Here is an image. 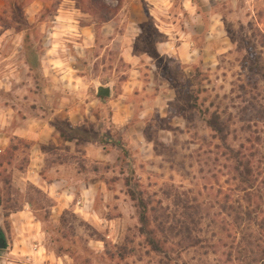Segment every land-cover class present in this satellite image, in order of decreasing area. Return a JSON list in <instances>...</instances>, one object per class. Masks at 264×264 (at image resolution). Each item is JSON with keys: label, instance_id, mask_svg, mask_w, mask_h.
Masks as SVG:
<instances>
[{"label": "rangeland", "instance_id": "obj_1", "mask_svg": "<svg viewBox=\"0 0 264 264\" xmlns=\"http://www.w3.org/2000/svg\"><path fill=\"white\" fill-rule=\"evenodd\" d=\"M104 2L111 10L19 0L14 14L0 0V102L22 105V119L46 133L44 179L63 182L55 200L25 181L31 141L3 153L0 238L8 249L0 261L22 243L31 253L25 264H177L140 234L126 188L134 172L166 249L189 247L184 221L201 242L179 264H264V0H192L194 15L188 0H124L119 10ZM195 67L199 88L189 84ZM100 86L112 89L107 100ZM191 90L209 119L221 117L227 144L189 105ZM67 124L108 135L125 152L63 140L58 126ZM227 146L254 168L248 182ZM60 194L74 196L70 208L59 209ZM26 203L30 221L6 218Z\"/></svg>", "mask_w": 264, "mask_h": 264}, {"label": "trees", "instance_id": "obj_2", "mask_svg": "<svg viewBox=\"0 0 264 264\" xmlns=\"http://www.w3.org/2000/svg\"><path fill=\"white\" fill-rule=\"evenodd\" d=\"M79 1H80V5L82 7L85 6V10L87 8V5H91V4L94 5V7L96 6L98 8V9L96 8V10H93L96 12H98V10L101 12H103L105 10H111L106 5L104 0H79ZM115 1H117L119 4L118 10L121 9L123 7L124 0H115ZM9 4H10L14 14L21 11V7L19 5V0H9ZM196 5L199 6V3L196 2ZM88 11H89V9H88ZM90 13L93 14V12H90ZM202 73H203V71H202L201 67H195V75L189 82V84L191 86H192V83H194L192 86L193 88L202 87V83H203V80H202L203 74ZM186 91H187V89H186ZM192 92H193V90L189 91L187 96H186L187 100L189 101V105L191 107L197 109L202 114L203 118L207 122L210 129H212V131L217 133L219 135V137L223 140V142L225 144H227V135H226V131H225L226 127L224 125H222L221 117L217 115L218 113H213L214 115H212V117L209 119L208 115H209L210 111L204 110L201 108V105H199L198 96H196ZM99 98L102 101L108 99V97H103V96H101ZM58 128L60 130V136L63 140L74 141V140L79 139V140H87L90 142L96 141L97 143L102 144V145H107L109 143H112L114 145V147L118 148L122 152H125V149L122 148L121 144H119L116 140H113L108 135H97L96 136L95 133L92 134L87 130H81V129L74 128L70 124L63 125V127L61 125V126H58ZM17 140L21 144L25 143V141H23V140L14 139L12 142L11 148L6 152V154L10 153V151L13 148L16 151L19 149V147L15 146V141H17ZM227 149L229 150V155H232V158H234L237 161V164L235 167H236L237 172L239 173V176L241 177L242 183L244 184L245 182H248V179L253 178V176H254V168L251 166V164L249 162H246V163L244 162L245 156L242 157V153H237L234 150H232L231 147H228V146H227ZM55 155H56V150H55ZM4 157L5 156L3 155V153H1L0 154V167L5 166V162L3 160ZM47 161H48V159L46 160V162ZM242 169H243V171H242ZM132 174H133V176L135 175L134 172ZM133 176L131 175L130 177H128L126 179V188H127L128 196L131 198V200L133 201V203L136 205V207L138 209L141 236H143L146 239L147 245L152 249V251L158 257L162 258V260L164 259V260L170 261V263L175 262V263L179 264V262H177V261L182 259V256L185 253L189 252L192 249L199 248L201 245V242L196 237H194V238L192 237V234L195 233V230L191 229L190 227H187L186 221H184L183 227L185 228V234L187 235V238L185 240H188L187 242L190 243L189 247H183L182 244H179L178 248L174 247V249H166V245L168 242L159 238L157 235V232L152 230V228H151L152 219L149 216L148 202L144 198V193L141 190L142 189L141 186L139 185L138 182L135 181ZM1 203H2V198L0 196V205H1ZM30 204H31V202H30ZM189 208L192 209L193 207H191L189 205ZM10 216H11V214L7 215L6 218H10ZM184 216L187 217V211L184 212ZM189 219H190L192 226L194 227V225L197 224L196 221H194V219L191 217H189ZM173 230H175V229H173ZM193 241H194V243H193Z\"/></svg>", "mask_w": 264, "mask_h": 264}, {"label": "crops", "instance_id": "obj_3", "mask_svg": "<svg viewBox=\"0 0 264 264\" xmlns=\"http://www.w3.org/2000/svg\"><path fill=\"white\" fill-rule=\"evenodd\" d=\"M184 7L187 11L190 10L188 13L190 15H194V13L191 10L197 9L196 7H194L192 0H188V3L185 4ZM149 15L151 16L150 10H149ZM168 41H171V39H168ZM168 41L161 43V45L162 44L165 45L166 49L168 48L167 45H170V43H167ZM190 46H192V44H190ZM159 54H161L162 56H166L165 54L167 53H164L161 50H159ZM169 56H172V55H169ZM20 106L22 107V105ZM21 107L19 109L17 107H14V105H8L6 103L0 102V154L6 153L11 148L12 141L15 138L26 140V141H31L35 143V146L32 152L33 156L31 157V161L29 163L27 172L24 174L26 175L25 181L28 183H32L39 188H42V190H45L46 192H48V194L56 200V185L63 184V182L62 183L56 182V180L53 179L49 183V182H46L44 179V171L47 168L46 166L47 163H46V154L42 150V145H45L47 142L50 143L51 141H49L46 138L47 136L46 133L40 130V126L37 125L36 121L32 122L28 118L26 119V117L25 119H22L21 112L23 110L21 109ZM52 169L55 170L56 168H52ZM44 185H46V189ZM59 197L60 198L58 199V202L61 203L59 206V209L70 208V204L74 200V196L68 195L67 197H65L64 195L60 194ZM31 216H32V212H31L30 204L26 203L25 206H23L22 210H20L17 213L11 214L10 217L13 223L16 222L18 225V221L20 219H22V221H30ZM30 225L34 226L35 230L38 229L37 224L30 223ZM21 245L22 243L16 244L11 254L8 255V256H13V257L2 259V261H0V264H25L23 263L25 261L24 260L25 257L31 254L30 248L28 244L26 246H21ZM34 255H35L36 261L40 260L41 262L42 257H39L42 255L41 250L39 252H35Z\"/></svg>", "mask_w": 264, "mask_h": 264}, {"label": "water", "instance_id": "obj_4", "mask_svg": "<svg viewBox=\"0 0 264 264\" xmlns=\"http://www.w3.org/2000/svg\"><path fill=\"white\" fill-rule=\"evenodd\" d=\"M98 95L103 97H111L112 89L110 87L100 86L98 87ZM8 249V244L6 240L2 239L0 242V250Z\"/></svg>", "mask_w": 264, "mask_h": 264}, {"label": "flooded vegetation", "instance_id": "obj_5", "mask_svg": "<svg viewBox=\"0 0 264 264\" xmlns=\"http://www.w3.org/2000/svg\"><path fill=\"white\" fill-rule=\"evenodd\" d=\"M2 241V238H0V242Z\"/></svg>", "mask_w": 264, "mask_h": 264}]
</instances>
